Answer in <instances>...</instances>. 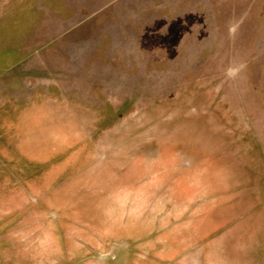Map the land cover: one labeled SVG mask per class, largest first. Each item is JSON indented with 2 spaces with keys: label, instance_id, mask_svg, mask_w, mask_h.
Here are the masks:
<instances>
[{
  "label": "rangeland",
  "instance_id": "374dc122",
  "mask_svg": "<svg viewBox=\"0 0 264 264\" xmlns=\"http://www.w3.org/2000/svg\"><path fill=\"white\" fill-rule=\"evenodd\" d=\"M0 264H264V0H0Z\"/></svg>",
  "mask_w": 264,
  "mask_h": 264
},
{
  "label": "crops",
  "instance_id": "0c3cea01",
  "mask_svg": "<svg viewBox=\"0 0 264 264\" xmlns=\"http://www.w3.org/2000/svg\"><path fill=\"white\" fill-rule=\"evenodd\" d=\"M66 6H70V3L67 2L66 3ZM53 7H54V4H53L52 8ZM51 13L52 14H51V20H50V22H52L53 25H54V23H57V22L59 23V21H60V15L58 16V14L56 13V11L54 9H52V12Z\"/></svg>",
  "mask_w": 264,
  "mask_h": 264
}]
</instances>
